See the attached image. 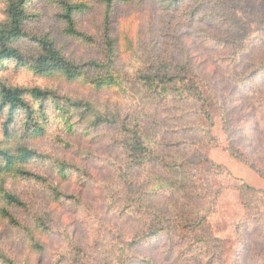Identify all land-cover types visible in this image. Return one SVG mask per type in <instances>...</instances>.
<instances>
[{"label":"rangeland","instance_id":"obj_1","mask_svg":"<svg viewBox=\"0 0 264 264\" xmlns=\"http://www.w3.org/2000/svg\"><path fill=\"white\" fill-rule=\"evenodd\" d=\"M63 1L86 7L73 16L74 29L82 37L70 35L59 17ZM27 11L37 15L25 24L30 36H46L76 64L113 56L115 75L124 76L119 86L96 91L82 80L39 77L9 63L0 70V80L12 87L49 90L62 100L83 101L101 114L135 122L144 138L156 141L157 154L170 167H122L125 182L116 171L125 156L113 144L119 131L112 125L88 128L92 115L74 113L65 131L47 105L45 119L37 114L44 130L38 135L24 128L23 115L6 135L0 116L1 149L16 154L17 148L27 147L71 167L69 176L62 178L52 160L17 166L44 177L47 184L17 174L0 176L3 255L12 264H264V192H241L238 182L205 162L208 158L224 166L213 160L214 149L233 159L224 150L228 137L231 150L250 166L264 163V0H119L109 11L103 0H32ZM15 46L25 59L38 54L29 38ZM162 67L175 76L186 75L183 70L188 68L214 93L212 103L223 108L212 111L211 134L217 147H207L204 130L210 128L198 103L177 93L158 100L142 86L140 75H152ZM32 107L36 110L38 104L32 102ZM186 178L192 181L185 193L176 186ZM50 188L72 199H57ZM2 191L25 207L8 206ZM153 212L163 214L165 228L170 229L121 252V246L150 230ZM205 213L196 229L184 221Z\"/></svg>","mask_w":264,"mask_h":264},{"label":"trees","instance_id":"obj_2","mask_svg":"<svg viewBox=\"0 0 264 264\" xmlns=\"http://www.w3.org/2000/svg\"><path fill=\"white\" fill-rule=\"evenodd\" d=\"M106 4L107 11L114 2L119 0H103ZM32 0H3L4 4V21L0 23V70H5L9 63H13L19 67L29 68V70L36 76L39 77H55L61 76L68 82H76L78 80L84 81L87 85H90L94 90L109 89L112 87L119 86L121 77L115 75L113 68L114 58L104 60L103 62H89L84 64H76L64 58L62 54L54 47L53 43L46 37H33L28 34L25 30V24L32 22L37 18V15L27 11V6ZM178 0H176V3ZM63 13L59 17L66 23L67 32L74 37H82L81 34L76 32L74 29L73 16L75 13L82 12L86 7L81 3H71L69 1L59 2ZM106 12V17L108 16ZM29 38L37 46L38 54L35 57L26 58L16 48L15 44L22 40ZM110 42L108 43V54L112 55ZM184 74L181 76H175L171 71L162 67L154 74L140 75L139 80L142 86L146 89L147 93L155 99H163L169 96L170 93H177L181 99H192L195 103L200 105L203 110V119L209 125V130L205 133L206 138L209 140L207 147H217L218 141L211 134V128L213 126V115L212 111L221 110L223 108L218 107L212 103L216 99L215 95L211 90L208 89L204 81L191 73L188 68L183 70ZM256 71V70H255ZM254 71V72H255ZM193 74V75H192ZM249 77V76H248ZM203 81V82H202ZM254 90V89H253ZM255 94V90L252 91ZM32 102L38 104L36 110L32 107ZM215 102V101H214ZM47 105H50L53 112L56 114V119L61 120L65 126V131L70 130L68 120L74 113H79L82 117H89L92 115L86 125L88 128L95 127L99 129L101 125L115 126L119 131V135L114 139V145L124 150V163L122 166H117L116 171L119 178H123L126 182V174H124L122 167L134 169L150 167L152 165L161 164L164 168H169L168 164L157 154L156 152V141L149 138H144L138 130V125L133 123H127L126 121L119 120L117 115L111 114L110 112L98 111L93 108V105L84 103L83 101H71L70 99L62 100L55 94L49 92V90H42L39 88L23 89L20 87H12L3 83L0 80V116L4 118L3 129L5 134H8L9 127L16 122V117L23 115L24 128L31 134H42L43 128L38 124L39 119H45L47 115ZM209 109V110H208ZM72 110V111H71ZM223 113V112H222ZM40 118H39V116ZM223 115V116H222ZM220 117H223L225 121L224 113ZM260 127L261 125H256ZM264 129V128H263ZM225 130V128H224ZM227 137V136H226ZM227 146L224 148L230 156L238 162H241L250 167V169L262 178H264V163L260 165V168L250 166L246 160L231 150L230 142L231 139L226 138ZM52 160L51 163L55 168L56 174L59 177L66 178L69 176L70 166L49 158L48 156L42 155L35 150L27 147H19L16 150V154H12L8 149L0 148V176L8 174H17L24 178L33 180L34 182L47 184L46 179L36 174L23 172L18 170L17 166L28 164L31 161H43ZM205 162L209 164L211 168L222 171L226 174L227 178L240 184L239 190L241 192L248 191L252 193H262L264 191L252 188L241 178L233 176L229 170L221 165H217L205 158ZM172 169V168H170ZM186 182L177 184L176 188L182 192L187 191V184L191 183L192 180L186 178ZM170 188L174 186L173 183H168ZM54 193V197L72 199V197L65 196L60 193L57 188H50ZM1 199L5 201L8 206L16 208H24L23 202L17 197L11 195L6 191H2ZM2 214L6 216L11 223L14 220L5 210H2ZM204 216H197L194 220H184L188 227L196 229L202 225L205 221ZM154 220L150 225V230L143 233L141 236L134 237L130 242L121 246V252H127L128 249H132L141 244H146L150 241L151 237L157 236L160 232L166 230L165 223L167 218L163 214L155 213L152 214ZM36 222L40 224L41 228L45 230L43 220L38 218ZM170 228H167L168 231ZM33 240V239H32ZM34 247L42 249L40 245L34 243ZM0 261L5 264H12L0 250ZM126 261V259L121 260ZM146 260H142L144 263ZM127 262H124V264Z\"/></svg>","mask_w":264,"mask_h":264},{"label":"crops","instance_id":"obj_3","mask_svg":"<svg viewBox=\"0 0 264 264\" xmlns=\"http://www.w3.org/2000/svg\"><path fill=\"white\" fill-rule=\"evenodd\" d=\"M214 158L213 160L219 164L224 165L226 168H228L233 175H235L238 178L243 179L250 185L251 187L257 188V189H263L264 188V178L256 175L254 172H252L250 169L246 168L245 166L236 163L233 159L225 155L224 152L214 149Z\"/></svg>","mask_w":264,"mask_h":264}]
</instances>
